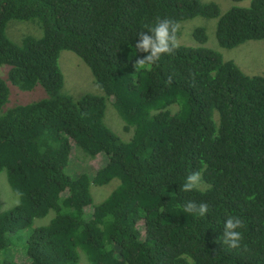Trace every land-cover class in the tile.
<instances>
[{
  "label": "trees",
  "instance_id": "1",
  "mask_svg": "<svg viewBox=\"0 0 264 264\" xmlns=\"http://www.w3.org/2000/svg\"><path fill=\"white\" fill-rule=\"evenodd\" d=\"M197 16L217 19L221 48L264 40V0L222 15L201 0H0V68L20 91L46 94L5 109L0 78V173L19 197L0 205V264H80L82 253L91 264H264V78L203 46V28L198 47L178 45L180 24ZM10 21L33 22L41 36L13 41ZM163 21L172 51L136 70L148 55L135 48L139 34ZM62 51L89 68L103 96L64 92ZM109 98L129 141L104 123ZM73 143L106 165L67 175ZM196 172L199 187L184 191ZM113 179L118 187L94 205L91 185ZM190 201L208 213L183 211ZM228 216L244 222L237 249L222 242Z\"/></svg>",
  "mask_w": 264,
  "mask_h": 264
},
{
  "label": "rangeland",
  "instance_id": "2",
  "mask_svg": "<svg viewBox=\"0 0 264 264\" xmlns=\"http://www.w3.org/2000/svg\"><path fill=\"white\" fill-rule=\"evenodd\" d=\"M203 3L215 2L220 10V15L225 13L232 7H248L251 0L235 2L232 0H201ZM216 22L217 19H207L202 16H197L193 19L184 21L180 25V34L176 43L180 46L198 47L194 31L198 28H203L206 34V42L203 46L219 52L224 61L234 62L240 70L249 76H261L264 78V40L248 41L233 49H224L219 47L216 39ZM41 29L33 22L10 21L7 29V35L13 41H20L24 36L30 35L41 36ZM58 65L63 74L64 86L63 90L75 100L85 94H94L103 96V92L96 86L93 76L89 68L72 52L62 51L58 59ZM9 67L3 66L0 68V78L7 80ZM10 97L5 106L9 109L18 105H26L43 99L46 94L44 89L37 86L29 92L20 91L13 86L8 80L6 81ZM113 99L106 100V109L104 115L105 125L115 133L121 140L129 141L132 133L123 131L124 122L113 106ZM176 110V109H175ZM174 110V111H175ZM107 163L104 155L99 154L94 159L86 157L80 149L75 147L70 156L69 164L66 168L67 175L74 177L81 171L92 176L97 170L103 168ZM119 185L118 179L111 180L103 186L91 185L90 193L94 205L102 203L110 193ZM19 203V197L13 192L7 181L6 172L0 173V205L1 211H6L13 208ZM85 212L90 214L91 207H86ZM52 214L48 217L35 220V226L47 225L52 218ZM142 223L139 224L141 226ZM80 264H91L86 256L80 255Z\"/></svg>",
  "mask_w": 264,
  "mask_h": 264
},
{
  "label": "clouds",
  "instance_id": "3",
  "mask_svg": "<svg viewBox=\"0 0 264 264\" xmlns=\"http://www.w3.org/2000/svg\"><path fill=\"white\" fill-rule=\"evenodd\" d=\"M173 47L174 45L170 43V24L168 21L157 24L147 33L141 32L135 48L148 53V55L136 62V70L155 63L162 55L170 53ZM200 182V173H192L185 178L183 190L187 192L197 189ZM183 211L193 216L204 217L209 211V206L206 203L197 205L190 201L183 206ZM243 228L244 222L239 216H228L222 235L223 244L233 249L240 248L244 239Z\"/></svg>",
  "mask_w": 264,
  "mask_h": 264
}]
</instances>
